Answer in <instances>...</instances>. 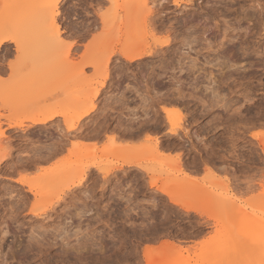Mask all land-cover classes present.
<instances>
[{
	"label": "rangeland",
	"instance_id": "374dc122",
	"mask_svg": "<svg viewBox=\"0 0 264 264\" xmlns=\"http://www.w3.org/2000/svg\"><path fill=\"white\" fill-rule=\"evenodd\" d=\"M96 1L0 0V264H264V0H154L146 35L104 31L142 0Z\"/></svg>",
	"mask_w": 264,
	"mask_h": 264
},
{
	"label": "bare ground",
	"instance_id": "6f19581e",
	"mask_svg": "<svg viewBox=\"0 0 264 264\" xmlns=\"http://www.w3.org/2000/svg\"><path fill=\"white\" fill-rule=\"evenodd\" d=\"M59 0H54V6H56V4H57V2H58ZM94 1V0H93ZM112 0H97L96 1V3H97V5L99 6H101V7H103L104 6V4L105 3H110ZM148 0H142L141 1V5H140V7L136 10V12H133V13H126V16H125V18H124V20H120L119 21V19H118V21L116 20V21H114L113 23H110V24H108L107 26H105V29H104V31L106 32V35L108 34V33H111V31H113L116 27H120V25L122 26V28H123V26H126L127 24L129 25H135V26H139L140 27V30H141V34L143 33V35H146V34H148V32H149V25H150V21L152 22L151 24L153 25V24H155V26L157 25V27L159 26L160 28H158V29H164L165 27H164V25H163V23H165L164 22V20H166V17H167V15L166 16H158V15H160V13H163V12H161L160 11V13H159V10L158 11H155L154 9H153V5L155 4L154 2H156V1H152L151 0V3H149L148 4V2H147ZM158 1V0H157ZM165 1V0H164ZM181 1H183V0H173V2L176 4V6L178 7L179 6V8L178 9H180V7H182V10H183V8H184V5H182V4H180V2ZM258 2V1H257ZM184 3V2H183ZM150 4H152V6L150 5ZM182 5V6H181ZM191 5V4H190ZM151 6V7H150ZM100 7V8H101ZM162 8V7H161ZM100 10H102V9H100ZM162 10H163V8H162ZM185 10V9H184ZM179 11H181V9L179 10ZM99 11H97V13H98ZM158 14H157V13ZM105 13V12H104ZM182 13V12H181ZM155 14V17L156 16H158V19L157 20H155L152 16ZM98 17H99V19H100V21L103 23V25H106L105 23H104V21H105V18H104V15L103 14H98ZM157 18V17H156ZM154 20V21H153ZM56 22V21H55ZM54 21H53V26L54 27H52V29L54 28V32H56V33H58V25L57 26H55L56 25V23H55ZM94 22V21H93ZM190 22V21H189ZM188 22V23H189ZM136 23V24H135ZM179 23H181V22H179ZM183 23H185V22H183ZM182 23V24H183ZM188 23L186 24V26L188 25ZM191 23V22H190ZM98 24V23H97ZM173 25V24H172ZM176 25L178 26V25H181V24H178V21H177V23H176ZM92 27L93 26H96L95 25V23H94V25H91ZM135 26H134V28H135ZM154 26V25H153ZM153 26H150V27H153ZM154 26V27H155ZM166 26V25H165ZM183 26H185V24L183 25ZM156 27V28H157ZM121 28V27H120ZM127 28H128V26H127ZM131 28H133V27H131ZM155 28V29H156ZM183 27H181V29H182ZM185 28H187V27H185ZM190 28V27H189ZM96 29V28H95ZM155 29H152V30H154L155 31ZM169 29V28H168ZM179 29H180V26H179ZM180 29V30H181ZM184 29V28H183ZM182 29V30H183ZM188 29V28H187ZM49 30L50 29H48V30H46L45 31V35H50L49 34ZM93 30V29H92ZM124 30H125V28H124ZM151 30V29H150ZM157 30V29H156ZM172 30V27H171V29L170 30H168L167 31V33L168 32H170ZM186 30V29H185ZM185 30H184V32H185ZM190 30H192L191 28H190ZM190 30H188L189 32H190ZM52 31V32H53ZM60 31V30H59ZM87 31H90L89 29L87 30ZM103 31V32H104ZM120 31V30H119ZM173 31V33H174V30H172ZM186 32V34L185 35H181L180 37L181 38H179L178 36V38L179 39H177V37H173V39H171L170 37L171 36H167L163 41H161V42H156L155 44H151V45H155L153 48H152V46H148V45H150V44H147V47H146V49H143V51L142 52H139V53H129V54H125V55H123V59L125 60V61H127V62H131L132 63V61H136V60H140V59H143V58H145V57H151V56H154L155 55V53L156 54H158V48H166V50H168V51H166V52H168L169 54L170 53H175L174 52V47L176 46V45H178V44H180L181 45V49H183V47L184 48H186L185 46H187L189 49L190 48H192L193 47V44H194V42H195V40H196V38L195 37H191V34L189 33V32ZM86 32V31H85ZM153 32V31H152ZM179 32V31H178ZM193 32V31H192ZM87 33V32H86ZM85 33V34H86ZM116 33H117V31H116ZM150 33V32H149ZM172 33V32H171ZM39 33H37L36 35H38ZM175 35H178V34H176V33H174ZM82 35V34H81ZM151 35V34H150ZM44 36V34L42 33V34H39L35 39H40V38H42ZM152 36V35H151ZM185 36V37H184ZM84 37V36H83ZM147 37H150V36H148L147 35ZM153 37V36H152ZM81 38V37H80ZM6 42H11V43H16V41H15V39L14 38H9V37H7V36H4V37H1L0 38V46L2 45L3 46V44L4 43H6ZM147 43V42H146ZM196 43H197V40H196ZM200 43V42H199ZM201 44V43H200ZM223 44V43H222ZM179 45V46H180ZM195 45H197V44H195ZM194 45V46H195ZM206 46H208V45H206ZM221 46H223V45H221ZM158 47V48H157ZM177 48H179V47H177ZM176 48V50L177 51H179L178 49ZM208 48V47H207ZM194 49V48H193ZM192 49V50H193ZM204 49H206L205 47H204ZM210 49V48H209ZM164 50V49H163ZM175 50V51H176ZM203 50V48L201 49H199L198 50V53H201V51ZM207 50V49H206ZM181 51V50H180ZM191 51V50H190ZM160 52H161V50H160ZM160 52H159V54H160ZM165 52V53H166ZM183 52V51H182ZM209 52V51H208ZM163 53V52H162ZM177 53V52H176ZM181 53V52H180ZM188 53V52H187ZM178 54V53H177ZM176 54V55H177ZM183 54V53H182ZM185 54H186V52H185ZM184 54V55H185ZM186 56V55H185ZM177 57V56H176ZM206 57H208V56H206ZM217 57V56H216ZM175 58V57H174ZM178 58H180V57H178ZM182 58H183V56H182ZM219 58V57H218ZM218 58H212L211 60H210V64L213 62L214 63V61H217L218 60ZM206 59H208V58H206ZM3 60V59H2ZM164 60V59H163ZM171 60V59H170ZM181 61V60H180ZM219 61V60H218ZM126 63V62H125ZM168 63V62H167ZM208 63V64H209ZM212 63V64H213ZM219 63V62H218ZM130 64V63H129ZM216 64V63H215ZM160 65H161V63H160ZM163 65V64H162ZM175 65H178V64H176L175 63ZM214 65V64H213ZM217 65H220V66H222V65H225V66H227V64L226 63H219V64H217ZM217 65H214V66H217ZM157 66V65H156ZM165 66H162V70H160V72H162L163 71V68H164ZM179 68H178V71L179 72H182V69H184V65H182V64H180V66H178ZM229 67V66H228ZM2 68V67H1ZM158 69H160V68H158ZM168 69V68H167ZM186 70H188L187 72H191L192 73V75L194 74V72H196L197 70H195V65H191V66H189ZM195 70V71H194ZM165 71H166V69H165ZM170 71V70H169ZM168 71V72H169ZM103 72H104V70H103ZM155 72V71H154ZM167 72V71H166ZM166 72L165 73H163L162 72V74H156V77H157V79L159 80V79H161V78H163V76L165 77L166 76ZM173 72H174V70H173ZM175 72H176V70H175ZM178 72V73H179ZM104 73H107V72H104ZM152 73V72H151ZM157 73V72H156ZM164 74V75H163ZM151 75V74H150ZM153 75H154V73H153ZM152 76V75H151ZM178 76V75H177ZM145 77V76H144ZM148 77V76H147ZM150 77V76H149ZM148 77V78H149ZM167 77H169V80L171 81V82H169V84L170 85H172V86H176L177 84H179V83H181L180 82V78L179 77H176L175 75H174V73H172L171 75H167ZM167 77H165V79L167 78ZM147 78V79H148ZM155 78V77H154ZM153 78V79H154ZM153 79H151L152 81H153ZM156 80V78L154 79V81ZM162 80V79H161ZM195 81H196V78L194 79ZM149 81V80H148ZM210 81L212 82V78H210ZM161 82V81H160ZM165 82V81H164ZM198 82V81H197ZM150 83V82H149ZM162 83V82H161ZM213 83H214V81H213ZM163 84H165V83H163ZM162 84V85H163ZM150 85V84H149ZM152 85V84H151ZM154 85H155V83H154ZM169 85V86H170ZM153 86V85H152ZM156 86V85H155ZM154 86V87H155ZM163 86H165V85H163ZM171 86V87H172ZM178 87V86H177ZM158 88V89H157ZM156 89L157 90H161L163 87H157ZM166 88V87H165ZM171 89V88H170ZM173 89V88H172ZM175 89V88H174ZM152 91L154 92L155 90H153V88H152ZM167 91H168V87H167ZM167 91L165 92L166 94H167ZM179 91V90H178ZM177 91V92H178ZM96 92V91H95ZM156 92V91H155ZM161 93V92H160ZM164 93V92H163ZM179 93V92H178ZM170 94H172L171 92H170ZM155 95H159V94H155ZM163 95V94H162ZM175 95V94H174ZM159 96H161V94L159 95ZM172 96V95H171ZM179 96V95H178ZM165 97V96H164ZM163 97V98H164ZM180 97H181V95H180ZM174 98H177V97H174ZM179 98V97H178ZM183 98V97H182ZM157 99H160V98H157ZM161 100H159V102H160ZM163 101V103H164V100H162ZM158 102V101H157ZM158 102V103H159ZM167 103L166 104H168L169 103V100H167L166 101ZM173 102V101H172ZM171 102V103H172ZM162 103V102H161ZM160 103V104H161ZM171 103H169V104H171ZM175 103V102H174ZM165 104V103H164ZM159 105V104H158ZM170 107V106H169ZM160 110H161V113L162 114H164V119L168 122V123H166V124H170L169 125V127H172V128H170L171 130L169 131L171 134H173V135H175V136H178V134H179V131L177 132V130H183L184 128H183V126L181 125V123L180 122H182V120H184L183 119V117L181 116L182 114H180L181 112H180V110L178 109H169V108H166V106L164 107V106H161V108H160ZM177 110V112H174V111H176ZM182 110V109H181ZM154 111V110H153ZM173 112V113H172ZM155 113V112H154ZM157 113V112H156ZM176 113V114H175ZM151 114V113H150ZM149 114V115H150ZM160 114V113H159ZM174 114V115H173ZM86 115V114H85ZM155 115V114H154ZM171 115H173V117L175 116H177L176 117V121L174 122V120H175V117H174V119H173V121H171ZM148 116V115H147ZM151 116V115H150ZM153 116V115H152ZM50 117H53V116H50ZM155 117V116H154ZM161 117V116H160ZM148 118V117H147ZM159 118V117H158ZM157 118V119H158ZM163 118V117H162ZM182 119V120H181ZM181 120V121H180ZM129 121H130V119H129ZM131 121H133V120H131ZM134 121H135V119H134ZM148 121V120H147ZM161 121V120H160ZM128 122V121H127ZM126 122V123H127ZM136 122V121H135ZM149 122V121H148ZM153 122V121H152ZM154 122H155V120H154ZM156 122H158V120L156 121ZM155 122V123H156ZM145 123V122H144ZM165 123V122H164ZM164 123H163V125H164ZM130 124H132V122L130 123ZM135 124V123H134ZM140 124V123H139ZM141 124H142V122H141ZM133 125V124H132ZM136 125H138V123L136 124ZM144 125V124H143ZM143 125H141V126H143ZM158 125V124H157ZM126 126V125H125ZM127 126H128V124H127ZM70 128H72V127H74V126H69ZM130 127V126H129ZM128 127V128H129ZM132 127V126H131ZM139 127V126H138ZM168 127V128H169ZM121 129V128H120ZM126 129H127V127H126ZM135 129H136V126H135ZM141 129V128H140ZM143 129V128H142ZM130 131V130H129ZM185 131V130H184ZM76 132V131H75ZM78 132V131H77ZM120 132V131H119ZM132 132V131H131ZM143 132V131H142ZM167 132V131H166ZM74 133V132H73ZM94 133V132H93ZM3 134V133H2ZM71 134V133H70ZM99 134V133H98ZM121 134V133H120ZM126 134H128V135H126ZM125 134V131H124V135L125 136H128V138L126 137V138H123V140L124 139H131V137L132 136H134L135 135V133H126ZM129 134H130V137H129ZM138 134V135H137ZM67 135H68V133H67ZM77 135V134H76ZM76 135H74V136H76ZM122 135H123V132H122ZM121 135V136H122ZM124 135H123V137H124ZM140 135V133H137L136 132V135L135 136H139ZM71 136V135H70ZM78 137L80 136V135H77ZM95 136H96V134H95ZM174 136V137H175ZM73 137V136H72ZM98 137V136H97ZM119 137V136H118ZM140 137V136H139ZM85 138V137H84ZM133 138V137H132ZM135 138H137V139H139L138 137H135ZM134 138V139H135ZM62 139V138H61ZM78 139V138H77ZM97 139V138H96ZM132 140V139H131ZM154 141V140H153ZM153 141H151V142H153ZM157 142V141H156ZM154 143V142H153ZM158 143V142H157ZM157 143H154L155 145H154V150L155 151H157V149H159L158 148V145H157ZM159 144V143H158ZM161 147V146H160ZM164 147V146H163ZM56 149V148H55ZM55 149L54 150H52V151H55ZM162 149V148H161ZM58 150V149H57ZM59 150H61V149H59ZM57 152L58 151H55V152H51V154H49V156L46 158V159H49V158H51V157H53V156H55L56 154H57ZM154 154V153H153ZM153 154H151V155H153ZM154 157H155V160H156V158L158 157H156L155 155H153ZM46 157V156H45ZM154 157H152V158H154ZM38 158V157H37ZM41 158V157H40ZM81 158H83L82 156H81ZM159 158V157H158ZM39 159V158H38ZM38 159H36V161L38 160ZM51 160V159H50ZM34 161V160H33ZM49 161V160H48ZM82 161V160H81ZM46 162V161H45ZM32 163V162H31ZM30 163V164H31ZM37 163V162H36ZM29 164V165H30ZM74 165V164H73ZM77 165H79V164H77ZM74 167V166H73ZM71 168H72V165H70V169H68L69 171H71ZM69 171H68V173H69ZM85 171V170H84ZM86 172V171H85ZM65 173H67V171L65 172ZM82 173H84L83 171H82ZM87 173V172H86ZM85 173V174H86ZM84 174V175H85ZM51 176H53V178L54 179H56V178H59L60 180H61V178H63L64 177V173H60L59 171H57L56 173H53V175H51ZM57 176V177H56ZM88 176V175H87ZM80 177H81V173H80ZM85 177V176H84ZM82 178V177H81ZM59 179H56V180H58L57 182H56V180H54V182H56V183H54L53 182V184H57L56 186H54V187H57L56 189H59V187H58V182H60L59 181ZM151 179V178H150ZM51 183H52V181H51ZM62 183V182H61ZM61 183H59V185L61 184ZM50 186V185H49ZM61 187V186H60ZM61 190H62V188H60ZM30 190L31 191H34L35 189L34 188H32V187H30ZM61 190H57L56 191V193H54V194H56V196H57V194L58 193H61V192H58V191H61ZM54 192H55V189L53 190ZM63 191V190H62ZM48 192H51V191H48ZM58 192V193H57ZM51 194H53L52 192H51ZM48 195V194H47ZM59 195V194H58ZM60 196V195H59ZM237 226V225H236ZM238 229V228H237ZM236 229V227H235V230H237Z\"/></svg>",
	"mask_w": 264,
	"mask_h": 264
}]
</instances>
